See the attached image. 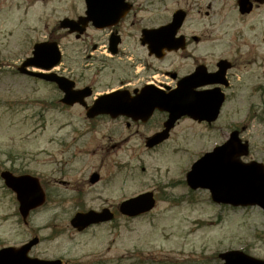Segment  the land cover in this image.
I'll return each instance as SVG.
<instances>
[{
	"label": "rangeland",
	"instance_id": "374dc122",
	"mask_svg": "<svg viewBox=\"0 0 264 264\" xmlns=\"http://www.w3.org/2000/svg\"><path fill=\"white\" fill-rule=\"evenodd\" d=\"M207 2L180 0V6L187 8L190 15L186 23L190 30L186 32L207 30L209 20L204 15ZM219 4L216 1L215 8ZM82 5L78 0H0V171L23 167L51 186L61 178L63 156H84L82 162L67 167V170L73 165L77 167L70 174L72 177H79L82 167L86 173L95 170L102 158L107 165L102 172L108 176L113 160V188L101 183L84 188L81 197L84 206L97 209L107 202L113 203L116 210L120 200L146 190L155 191L156 204L146 214L128 218L116 212L111 222L78 232L69 224V218L76 211V201L68 196H73L75 191L59 188L60 193L54 196L59 200L51 196L30 214L28 223L23 224L13 193L0 180V246L20 245L37 235L40 241L32 248L31 255L60 257L69 262L100 257L113 259L135 249L177 262L203 259L204 264H222L213 255L229 249H243L264 258V212L261 209L214 204L207 190H192L184 181L192 161L210 150L219 139L218 128L207 137L200 127L187 129L189 124L183 123L180 140L168 142L166 146L148 150L135 136L119 145V139L127 134L122 122L101 120L95 132L88 133L83 113L76 108L68 113L47 110L50 86L17 71L33 43L44 38L64 16L80 12ZM153 5L155 9H148L146 14L159 21L161 5ZM224 11L229 12L226 7ZM225 23V27L230 24L248 30L250 26H257L264 30V17L237 20L228 15ZM246 38L253 42L248 31ZM261 46L264 53L263 40ZM250 106H255L252 111ZM222 113L223 119L230 122H245L242 135L249 142L250 152L243 160L264 163V99L233 98L225 103ZM252 114L256 115L251 117ZM112 129L113 137H108ZM187 131L194 134L191 139L185 137ZM84 132L81 140L85 147L61 151L58 140L69 146L72 136ZM112 142L115 145L110 148Z\"/></svg>",
	"mask_w": 264,
	"mask_h": 264
},
{
	"label": "flooded vegetation",
	"instance_id": "af4514ba",
	"mask_svg": "<svg viewBox=\"0 0 264 264\" xmlns=\"http://www.w3.org/2000/svg\"><path fill=\"white\" fill-rule=\"evenodd\" d=\"M78 1L84 3V0ZM216 1L220 3L217 8H215ZM123 3L128 4L130 8L111 28L89 30L92 28L88 25L81 33L54 28L42 39V41H55L60 50V60L52 71L71 81L73 90H80L86 94L81 101L66 104L61 101L63 92L57 84L45 82L51 88V96L46 103L47 110L68 113L76 108L80 113L85 114L87 107L91 106L97 98L108 94L120 95L129 101L137 100L136 102L146 109L152 108L147 119L125 116L113 119L109 115L84 118L87 122L86 132H95L101 120L112 123L120 121L127 134L120 138L117 144L127 142L135 136L148 150L160 148L173 140L179 141L183 134L181 129L183 123L189 124L187 129L195 125L200 127L207 137H211L215 127L218 128L219 139L213 146L224 142L231 130L242 131L240 132L242 136L246 129L245 122L234 123L223 119L221 110L217 118L212 121L208 119L199 121L191 116L183 115L174 121L168 131L163 132L166 134L165 139L150 148L145 146L149 137L165 129L169 112L163 108H166L172 99L177 100L178 103H189L188 99L191 96L199 94L203 97L200 101L201 107L208 104L210 99L213 101L219 97L224 98L223 104L233 98L264 99V53L261 46L262 40L264 41L262 37L264 30H259L257 26H250L248 30H242L241 27L236 28L230 24L225 27L227 26L225 19L228 15L236 17L237 20L253 16H257L258 20L263 19L264 0H248L249 10L246 12L240 11L238 0H208L204 15L209 20V26L204 33L185 31L190 30L186 27L190 15L187 8L180 6V0H125ZM155 3L161 5L158 9L159 21L146 14L149 13L148 9H155L153 5ZM225 7L229 12L224 11ZM82 9L72 14V17L81 15L84 12ZM179 9L184 10L185 16L172 37L165 31L160 33V30H156L168 24L173 14ZM223 24L225 25L222 28ZM247 31L248 37L253 42H248ZM181 36L184 37V43L181 41L172 45L166 43ZM30 55L31 51L26 56ZM36 60L40 62L39 58ZM44 60L41 59V61ZM182 98L185 100L182 101ZM73 130L76 129L73 128ZM86 132L72 136L69 146L65 141L58 140L61 151L71 152L70 148L75 150L85 147V142L81 139ZM184 135L187 139L194 136L188 131ZM108 137H113V129ZM114 145L112 142L110 148ZM63 157L65 164L59 170L61 178L54 181L56 186L54 183H51V186L47 185L38 176L46 193V200L51 196L53 200H59L54 197L60 193L59 188L71 189L75 191V194L68 198L73 197L76 201L75 210L92 209V207H85L81 200L84 188L96 187L100 183L104 186L108 184L113 188V160L109 165L108 176L105 171L102 172L103 166H107L102 158L95 170L86 173L85 167H82L79 171L80 176L72 177L70 174H73L77 167L73 165L68 170L67 167L70 164L82 162L84 156ZM9 170L13 174L26 173L23 167H13ZM93 173L97 174L94 181ZM52 188L55 190H51ZM106 207L113 212V203L107 202L102 203L96 210ZM63 264H68V261L63 260Z\"/></svg>",
	"mask_w": 264,
	"mask_h": 264
},
{
	"label": "water",
	"instance_id": "95a60500",
	"mask_svg": "<svg viewBox=\"0 0 264 264\" xmlns=\"http://www.w3.org/2000/svg\"><path fill=\"white\" fill-rule=\"evenodd\" d=\"M123 0H85V16L78 19L63 18L60 27L69 30H84L90 21L93 26L103 28L113 23L123 14L119 8ZM241 12L248 11L247 0H239ZM114 8V11H113ZM184 17L183 11H177L170 24L165 26L160 33L174 34L180 26ZM173 27V30H163ZM53 47L35 45L34 56L26 59L18 68L21 73L37 76L44 80L55 81L65 91L64 101L73 103L80 96L68 90L69 85L61 77L53 73L32 72L25 69L26 66L37 65L45 69L51 68L59 59L55 44ZM42 57L45 61L38 62L35 59ZM54 57V58H51ZM41 59V58H40ZM185 100L184 98L181 99ZM189 103H178L172 99L166 106L170 113L166 127L172 125L174 120L182 114H188L197 119L212 120L216 117L223 98L210 99L208 104L201 107L202 100L199 94L191 96ZM143 108L142 104L136 101H129L126 98L113 95H105L96 100L88 109L87 116L94 117L99 114H109L111 117L126 115L138 117ZM147 113L146 115H148ZM166 129V130H167ZM162 133H157L148 140L147 145L152 146L162 140ZM248 144L242 143L237 131H232L229 139L222 145L214 147L211 151L204 153L196 160L186 174V182L192 189L198 187L210 191L211 199L216 203L230 204L232 206L257 205L264 210V165L257 161L244 163L236 159V156L246 155ZM1 177L5 184L15 192L19 206L18 210L24 222L32 209L41 205L45 200V194L39 185L38 179L31 175H13L10 171H2ZM97 174H93V181ZM155 204L151 191L140 193L136 196L125 199L119 203V211L128 216H136L149 211ZM113 218L109 209L101 211L88 210L76 212L70 220L75 229L81 231L86 227L108 221ZM39 241L37 236L32 237L20 246H5L0 248V264H62L60 259H44L29 255L31 248ZM223 261L222 264H264V259L253 257L243 250L230 249L218 254Z\"/></svg>",
	"mask_w": 264,
	"mask_h": 264
},
{
	"label": "trees",
	"instance_id": "16d2710c",
	"mask_svg": "<svg viewBox=\"0 0 264 264\" xmlns=\"http://www.w3.org/2000/svg\"><path fill=\"white\" fill-rule=\"evenodd\" d=\"M217 258L216 255H213V258ZM218 259V258H217ZM196 261V262H195ZM206 260L190 259L182 260L177 262L171 260L167 257L157 258L151 256L150 254H142L138 249L129 252L127 255L118 256L113 259L107 258H94L86 261H76L73 264H204Z\"/></svg>",
	"mask_w": 264,
	"mask_h": 264
}]
</instances>
